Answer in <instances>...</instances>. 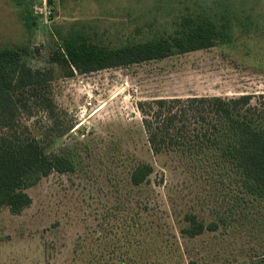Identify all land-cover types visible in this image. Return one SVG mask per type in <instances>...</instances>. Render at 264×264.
<instances>
[{
	"label": "rangeland",
	"instance_id": "rangeland-1",
	"mask_svg": "<svg viewBox=\"0 0 264 264\" xmlns=\"http://www.w3.org/2000/svg\"><path fill=\"white\" fill-rule=\"evenodd\" d=\"M52 2L0 0V49L38 48L34 63L44 66L50 50L74 33L120 47L166 37L182 18L197 16L228 21L234 41L55 79L54 97L71 131L48 152L67 150L76 170L53 173L29 189L33 203L22 214L0 209V264H177L178 256L183 264L259 263L261 239L250 243L237 234L216 242L211 233L193 240L181 235L187 213L212 220L210 190L173 157L153 153L138 104L264 95V0ZM24 124L36 137L54 134L42 111ZM140 163L154 168L150 184L130 186V170ZM133 218L142 230H125Z\"/></svg>",
	"mask_w": 264,
	"mask_h": 264
},
{
	"label": "trees",
	"instance_id": "trees-1",
	"mask_svg": "<svg viewBox=\"0 0 264 264\" xmlns=\"http://www.w3.org/2000/svg\"><path fill=\"white\" fill-rule=\"evenodd\" d=\"M26 24L32 27L30 18ZM233 41L228 21L197 16L182 18L176 32L166 37L120 47L74 33L50 50L44 66L34 63L38 48H1L0 209L22 214L33 203L29 189L53 173L76 170L67 150L48 152L71 131L54 97L55 79L164 60ZM138 109L153 153L173 157L210 190L207 208L212 220L187 213L181 235L193 240L211 233L218 242L240 234L250 243L264 241V95L155 99L140 102ZM39 111L52 122L54 134L36 137L24 124ZM153 172L151 164H138L130 170L129 185L150 184ZM134 219L125 226L128 232L143 229L144 224ZM177 262L183 264L179 256ZM188 264L209 263L190 260ZM250 264H264V256Z\"/></svg>",
	"mask_w": 264,
	"mask_h": 264
}]
</instances>
